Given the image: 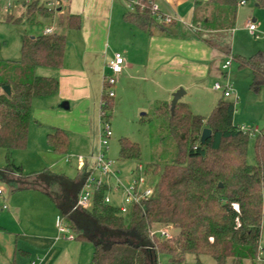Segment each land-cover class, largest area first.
Returning a JSON list of instances; mask_svg holds the SVG:
<instances>
[{
	"label": "trees",
	"instance_id": "obj_1",
	"mask_svg": "<svg viewBox=\"0 0 264 264\" xmlns=\"http://www.w3.org/2000/svg\"><path fill=\"white\" fill-rule=\"evenodd\" d=\"M239 1H198L191 25L198 29L197 25H201L203 31L230 29ZM255 2L257 7L264 8V0ZM150 3L152 0H147L143 8L127 11L123 20L149 33L152 28L164 29L151 15ZM14 6L4 14L0 7V22L49 23L55 13L54 9L34 1L18 5L22 13L13 18L10 10ZM59 21L65 28L78 27L74 16ZM202 40L215 47L210 39ZM64 50L63 34L23 36L18 63L33 69H58ZM235 60L239 68L250 71L249 89L257 92L264 84V52L257 51L247 58L235 56ZM57 89L58 81L54 78L31 75L29 81L19 83L13 81L11 74L0 75V149L5 151L2 176L12 175L16 180L26 176L13 162L11 152L26 147L33 99L51 96ZM101 102V110L109 120L106 110L111 108L112 98L101 93ZM155 113L164 120L176 144L177 156L171 163L146 166L144 173L151 168V176L157 182H153L152 196L140 206L131 207L125 216L119 215L116 207L103 202L106 192L103 186L94 193L89 209L72 210L88 172L69 180L45 170L40 175L59 183V195L53 199L40 190L53 201L59 218L67 224L74 239L91 244L90 264H159L160 256L166 257L167 264H186V255L209 256L215 264H256L264 221V130L257 134L253 130L241 131L232 123L234 103L222 99L207 117L193 114L179 100L172 110L170 105L161 104ZM203 129L210 130V137L200 143ZM253 133L255 163L250 165L246 153ZM46 143L55 154L67 152L68 139L61 130L47 134ZM118 145L121 161H139L136 143L121 138ZM21 188L19 185L13 190ZM153 228H170L178 233L167 239L150 237Z\"/></svg>",
	"mask_w": 264,
	"mask_h": 264
},
{
	"label": "crops",
	"instance_id": "obj_2",
	"mask_svg": "<svg viewBox=\"0 0 264 264\" xmlns=\"http://www.w3.org/2000/svg\"><path fill=\"white\" fill-rule=\"evenodd\" d=\"M54 1L35 0L44 7ZM198 1L201 0H152L163 15L175 16L179 21L172 25L158 23L164 25V29L152 28L150 33L123 20L128 9L122 0H67L65 5L54 9L52 22L45 28L51 27L53 32L65 37L62 65L58 69L37 67L39 73L36 75L56 79L58 89L51 96L36 98L31 102L27 143L24 148L31 155L27 158L28 163H25V159H17L22 173L37 175L48 170L53 174L63 175L66 179L75 180L83 172L90 170L97 152L100 131L98 114L103 84L100 75L102 73L103 79L107 72V62L115 53L123 57L125 64L117 76L112 106L116 98L127 91L131 82H151L150 87H162L165 93L172 94L183 86L179 78L203 79L217 73L219 59L228 55H231L237 68L241 69L235 56H247L232 54L224 38L221 41L229 48L226 52L217 45L211 47L202 40L217 33H225V36L233 34L235 21L232 28L220 31H203L201 25H197L199 29L192 26L197 8L195 4ZM16 7L19 14L20 9L18 5L14 8ZM66 16L77 17L78 27L69 29L61 25L59 20ZM56 19L58 30L50 25ZM248 22L244 23L242 31L254 40H263V43L251 48H262L263 50L258 51L264 52V33L256 34L255 27L251 34L246 28ZM253 22L252 19L250 23ZM223 64L220 65V70L226 76L231 64L227 71L222 69ZM239 74L244 75L243 79L250 75L251 79L250 71H240ZM161 78L164 85L160 83ZM171 98L172 95L162 103H168ZM94 115L97 117V133L91 130ZM56 129L63 131L67 139L68 134L77 136L81 140L78 144L83 145L82 149L78 151L68 139L65 154L53 153L46 143V136ZM75 150L82 152L79 153L84 159L82 167L76 163V156L72 153ZM72 159L75 165L74 162L71 164ZM70 164L72 166H68ZM31 165L34 167L24 168ZM72 169L75 170L74 175L69 174ZM11 178L16 179L15 176L8 175V179ZM20 186L22 188L18 190L10 189V195L5 198L7 204L3 205L9 212L0 218V246L5 251L4 260H1L3 251L0 252V264L90 263L92 249H86L88 243L69 240L57 233L56 221L59 215L53 201L38 187ZM119 197L113 194L112 203L115 198L120 202ZM17 254L21 257L18 262Z\"/></svg>",
	"mask_w": 264,
	"mask_h": 264
},
{
	"label": "rangeland",
	"instance_id": "obj_3",
	"mask_svg": "<svg viewBox=\"0 0 264 264\" xmlns=\"http://www.w3.org/2000/svg\"><path fill=\"white\" fill-rule=\"evenodd\" d=\"M7 3V0H0L2 13L5 11L4 8ZM47 8L52 9L51 7ZM16 9L17 7L10 10L13 18L19 17L20 13H22L20 10L19 14H17L18 10ZM209 9L214 8L209 7ZM36 19L40 21L38 17H36ZM235 19L234 33H229L226 36L225 33L213 34L209 37V39L213 41L212 44L217 45L220 50L226 52L227 47L221 41L222 38H224L228 47L230 46L232 54L246 55L247 57L256 53L258 50H263L262 48H254V50L251 48L256 44L263 43V40H254L246 32L242 31V27L246 21L250 22L253 19V24L256 27V34L260 35L264 33V8L256 7L255 0H246V5L238 6ZM49 23L45 20H42L40 24L26 23L24 20L16 24L0 22V75L11 74L13 81L20 83L29 81L31 75L33 76L39 73L37 72V68L33 69L18 63L20 60V45L23 36L32 37L38 35L46 26H49ZM50 25L53 27L55 26V30H58L57 19ZM229 57L231 58V67L228 71V75L225 76L223 75L224 72L220 70V65L228 61ZM217 64V73L211 74L206 78H197L195 80L190 78H179L183 86L179 87L175 92L178 90L184 91V95L179 101L186 103L193 114L200 115L201 117H207L218 100L230 101L234 103L232 123L235 126L253 130L256 134L264 130V84L257 92L251 91L249 89L250 75L245 76L243 79L244 75L239 74L240 71L249 72V70L247 68L238 69L231 55L226 56V58L223 57L221 60L219 59ZM100 80H102V73L100 75ZM160 83L164 85L163 78H161ZM216 83L220 85L228 83L233 89V94L226 98L223 97L221 91H213V85ZM115 85L113 86V90ZM150 85L151 82L142 84L138 82L129 83L127 91L120 94L118 99L116 98L114 106L106 110L109 116L108 121L112 133L109 139L107 157L114 162L111 170L116 173L118 172V174H116L117 178L123 181L130 177L129 173L136 170L137 166H141L144 170L147 165L171 163L177 156L176 144L169 134L164 120L157 117L155 113L156 109L161 104L170 105L172 98L168 103L162 102H164L165 98H170V95H173L175 92L167 94L162 87H150ZM97 126V117L94 115L91 130L97 133ZM255 133L251 134L249 137L246 153V161L250 165L255 163L253 151ZM73 135L74 134H68V139H70L69 141L72 143L73 147L77 148L79 151L82 149L83 145H79L78 142L80 139ZM121 138H127L138 145L140 153L138 162L121 161L119 159L118 140ZM78 151H73V155L79 156V153L82 152ZM29 152V150L24 151V149L12 151L11 158L17 165L18 158L25 159V163H28L27 158H30L31 155ZM73 160L74 159L71 160V164H73ZM71 164L68 166H72ZM4 166L5 151L0 149V168ZM26 167L32 168L34 165L24 166L25 169H27ZM34 174H26L25 177H21L19 180L12 178L8 179V175L2 176L0 174V218L9 212L3 207V205L6 206L7 204L5 201L6 195H10V189H16L19 185L28 184L34 187L36 186L44 190L53 199L58 197L60 190L59 183H54L49 180V178L42 177L40 173L37 175ZM69 174L74 175L75 170H70ZM145 176L149 180L150 185H154L153 182H157V179L151 176V168ZM113 203L119 204L120 202L115 198ZM166 231L171 236L178 233L177 230L170 228ZM86 249L91 250V244L88 243ZM2 251L1 260H4L5 251L0 246V252ZM20 258V255L17 254V262ZM196 261L201 264H215V261L211 257L205 255H200L198 258L193 255H186L185 257L186 264H195ZM88 264L90 263L88 262ZM159 264H167L165 256L159 257ZM256 264H264V221L261 225L259 255Z\"/></svg>",
	"mask_w": 264,
	"mask_h": 264
},
{
	"label": "built area",
	"instance_id": "obj_4",
	"mask_svg": "<svg viewBox=\"0 0 264 264\" xmlns=\"http://www.w3.org/2000/svg\"><path fill=\"white\" fill-rule=\"evenodd\" d=\"M4 10L7 11L12 8L14 5L20 4H31L35 0H7ZM128 11H134L136 7L143 8L144 2L147 0H122ZM67 0H55L53 3L48 4V7L56 9L62 5H65ZM246 4V0H240L238 6H243ZM151 15L154 20L159 24H171L172 22H177L179 19L175 16H166L163 15L156 4L153 2L149 4ZM188 27H191L188 25ZM247 30L253 34L255 31V25L248 22L246 24ZM45 35L53 33L51 27H47L42 32ZM257 38V36H255ZM125 62L123 57L119 53H115L112 59L106 65V74L103 75L102 79V88L101 93L108 98H113L114 90L113 86L116 84L117 75L121 72ZM231 64V58H228V61H225L222 65V69L227 71L228 67ZM213 90L221 91L223 97H230L233 94V89L231 85L225 83L220 85L218 83L213 85ZM99 109V122H100V131H99V140L96 155L92 159V167L88 170V175L86 176L82 188L77 196L76 202L72 207V210L77 209H89L92 205V199L94 193L101 187L106 188V192L103 196V202L107 205L116 207L119 215L125 216L128 214V211L133 206H140L141 203L153 194L152 185L149 184V180L145 176L144 170L141 166H137L136 170L129 173L128 179L125 181L117 178L118 172L111 170L113 161L107 157L109 139L111 137V129L109 121L105 118V113ZM243 132L249 131L244 127H239ZM76 163L78 166L82 167L84 165L83 157L76 156ZM1 193V192H0ZM113 194L119 195L120 203L115 206L112 203ZM57 233L60 236H64L69 240H74V234L70 231L67 224L58 217L56 221ZM167 229L153 228L149 231V236L154 237L158 236L163 239L170 238V234L166 231Z\"/></svg>",
	"mask_w": 264,
	"mask_h": 264
},
{
	"label": "water",
	"instance_id": "obj_5",
	"mask_svg": "<svg viewBox=\"0 0 264 264\" xmlns=\"http://www.w3.org/2000/svg\"><path fill=\"white\" fill-rule=\"evenodd\" d=\"M207 1V0H204ZM5 90V88L3 89ZM184 94V91L178 90L172 95V100L170 102V109L172 110L175 103L182 97ZM210 137V130L209 129H203L200 135V143H204L208 138Z\"/></svg>",
	"mask_w": 264,
	"mask_h": 264
}]
</instances>
